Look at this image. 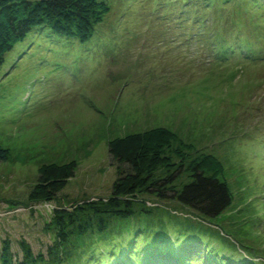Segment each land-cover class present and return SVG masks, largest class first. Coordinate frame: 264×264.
I'll return each instance as SVG.
<instances>
[{"label": "rangeland", "instance_id": "1", "mask_svg": "<svg viewBox=\"0 0 264 264\" xmlns=\"http://www.w3.org/2000/svg\"><path fill=\"white\" fill-rule=\"evenodd\" d=\"M106 1L110 12L89 41L36 28L0 69V145L10 151L0 162V264H93L101 253L107 264L111 247L126 252V238L140 244L162 225L205 235L196 264H205L202 245L220 264H264V60L249 63L243 49L230 62L217 55L221 40L241 41L227 16L240 7L245 23L262 19L264 3ZM157 127L218 163L232 204L209 218L140 194L133 218H109L106 232L62 243L54 209L111 196L109 142ZM72 162L76 175L53 201L27 200L45 165Z\"/></svg>", "mask_w": 264, "mask_h": 264}, {"label": "trees", "instance_id": "2", "mask_svg": "<svg viewBox=\"0 0 264 264\" xmlns=\"http://www.w3.org/2000/svg\"><path fill=\"white\" fill-rule=\"evenodd\" d=\"M255 1L252 2L254 8L261 9L264 0H258L259 4ZM260 11L264 13V7ZM109 12L110 5L106 0H0V69L7 53L24 41L32 30L44 28L57 37L87 42ZM243 13L239 7L232 13L235 15L227 16L228 23L233 24L232 30L237 33L233 37L241 41L236 47L234 43L223 41L230 42L228 38L221 40L217 49L220 62H230L239 49H243L244 59L249 63L264 60V18L245 23ZM248 29L251 37L245 32ZM225 30L228 31L226 28L219 30L220 37H224ZM9 154V149L0 145V162L7 161ZM109 154L117 169L112 195L98 201L75 202L71 208L54 209L62 243H68L74 236L106 232L111 223L109 218H118L117 221L133 218L137 214L134 207L140 194L178 201L209 218L219 217L232 204V192L218 177L221 171L218 163L212 157L195 155L194 146L184 143L171 129L157 127L115 138L109 142ZM77 166L76 162L45 165L27 200L53 201L76 175ZM184 172L190 175V181L177 184ZM142 211L151 214L152 210L145 208ZM187 229L182 226L177 229L163 225L154 227L140 244L135 237H128L125 242L131 248L120 253L116 247H109L111 252L106 257L112 259L107 264H196L195 260L199 259L195 252H201L200 244L203 243L197 235H205L187 232ZM202 246L206 251L205 264H220L217 252L209 245ZM101 254L102 257L89 259V262L106 264L103 261L105 255Z\"/></svg>", "mask_w": 264, "mask_h": 264}, {"label": "water", "instance_id": "3", "mask_svg": "<svg viewBox=\"0 0 264 264\" xmlns=\"http://www.w3.org/2000/svg\"><path fill=\"white\" fill-rule=\"evenodd\" d=\"M112 164L114 165L115 163H113V161H112Z\"/></svg>", "mask_w": 264, "mask_h": 264}]
</instances>
